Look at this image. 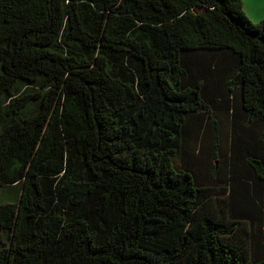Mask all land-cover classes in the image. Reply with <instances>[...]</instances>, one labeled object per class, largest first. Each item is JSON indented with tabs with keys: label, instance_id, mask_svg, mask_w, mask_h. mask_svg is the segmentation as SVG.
<instances>
[{
	"label": "trees",
	"instance_id": "trees-1",
	"mask_svg": "<svg viewBox=\"0 0 264 264\" xmlns=\"http://www.w3.org/2000/svg\"><path fill=\"white\" fill-rule=\"evenodd\" d=\"M0 264H264V20L0 0Z\"/></svg>",
	"mask_w": 264,
	"mask_h": 264
},
{
	"label": "rangeland",
	"instance_id": "rangeland-1",
	"mask_svg": "<svg viewBox=\"0 0 264 264\" xmlns=\"http://www.w3.org/2000/svg\"><path fill=\"white\" fill-rule=\"evenodd\" d=\"M244 7L246 12L247 11L250 12L248 13V15L253 21L258 22L264 19V0H254V4H253V0H245ZM252 7H255L254 13ZM201 147H202V141H198L197 144L195 145V150L201 152ZM219 163L220 160L217 159L216 164Z\"/></svg>",
	"mask_w": 264,
	"mask_h": 264
},
{
	"label": "crops",
	"instance_id": "crops-1",
	"mask_svg": "<svg viewBox=\"0 0 264 264\" xmlns=\"http://www.w3.org/2000/svg\"><path fill=\"white\" fill-rule=\"evenodd\" d=\"M243 1H244V4H245V0H243ZM253 4H254V0H253ZM255 7H256V6H255ZM255 7H252V9H253V13H254ZM248 13H250V12L247 11V14H248ZM263 20H264V19H263ZM258 22H259V21H258Z\"/></svg>",
	"mask_w": 264,
	"mask_h": 264
}]
</instances>
